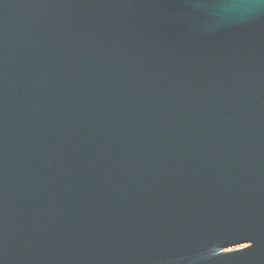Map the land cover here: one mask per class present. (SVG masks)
<instances>
[{
	"label": "water",
	"instance_id": "water-1",
	"mask_svg": "<svg viewBox=\"0 0 264 264\" xmlns=\"http://www.w3.org/2000/svg\"><path fill=\"white\" fill-rule=\"evenodd\" d=\"M0 264H264V0H0Z\"/></svg>",
	"mask_w": 264,
	"mask_h": 264
}]
</instances>
